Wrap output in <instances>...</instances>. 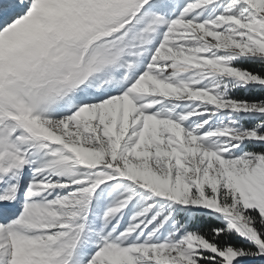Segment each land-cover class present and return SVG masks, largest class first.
I'll return each instance as SVG.
<instances>
[{
    "label": "rangeland",
    "instance_id": "rangeland-1",
    "mask_svg": "<svg viewBox=\"0 0 264 264\" xmlns=\"http://www.w3.org/2000/svg\"><path fill=\"white\" fill-rule=\"evenodd\" d=\"M26 1L32 9L0 37V161L8 169L17 163V153H24L41 178L48 180L32 185L45 193L40 199L32 188L23 191L18 216L0 214V264H251L258 259L234 249L216 251L196 234H184L188 217L202 207L224 221L230 232L258 247L264 260V244L252 217L257 212L264 223V107L209 100L216 78L205 91L198 85L204 79L196 73L190 82L199 89L179 87L184 81L174 74L162 76L165 81H161L160 73L148 71L137 79L135 75L148 57L150 34H139L144 28L135 24L126 32L107 31L104 26L106 20L113 21L112 13L118 10L127 9L126 17L137 18L142 9L139 4L145 0H39L34 5L36 0ZM191 12L187 9L181 18L186 21ZM193 12L199 21L207 14L214 15L211 8ZM253 12L256 14L249 16L236 12L242 30H208L213 47L264 57V31L257 19L264 21V12ZM87 20L96 25L93 31H100L99 38L121 33V41L110 44L105 39L85 54L97 38L88 32ZM153 20L146 18L147 30L158 28ZM102 22L101 31L97 26ZM177 22L169 25L162 46L172 42L168 37L174 28L172 34L177 35L176 27L183 25ZM212 23L221 27L217 21ZM166 51L159 53L157 61H167ZM232 62L228 59L224 64ZM165 66L167 74L173 71L170 65ZM81 76L86 85L79 82ZM67 83L72 87L62 93L55 91L59 84ZM131 86L132 97L127 100L121 91ZM100 87L116 88V95L122 97L99 100L105 98L93 96ZM194 96L212 103L182 101ZM156 98L182 105L169 112ZM205 110L217 115L204 116ZM193 115L199 117L195 122ZM248 122L255 123L247 129ZM114 125L121 129L115 131ZM121 142L120 163L130 156L142 174L171 172L170 195L178 200V208L184 209L181 215H175L178 208L159 203L162 198L147 182L142 183L150 192L143 194L137 185L124 180L126 174L112 157L114 145ZM167 151H172V162L164 167L162 158ZM102 155L107 159L101 168L113 170L106 181L112 186L91 175V168L96 167H88ZM13 169L7 170L8 176ZM12 180L7 191L0 185L1 199L5 192L14 191L18 179ZM160 189L165 190L163 186ZM59 194L60 201L55 204ZM91 194L97 203L93 224H79L88 199L91 205ZM6 211L0 204V212ZM110 211H115L112 216ZM72 218L78 219L71 224ZM77 249L80 255L68 259ZM95 250L101 253L87 259L85 255Z\"/></svg>",
    "mask_w": 264,
    "mask_h": 264
},
{
    "label": "trees",
    "instance_id": "trees-1",
    "mask_svg": "<svg viewBox=\"0 0 264 264\" xmlns=\"http://www.w3.org/2000/svg\"><path fill=\"white\" fill-rule=\"evenodd\" d=\"M245 2L251 3L258 13L264 12V0H245ZM203 3L206 4L204 5ZM246 3L241 0H185L184 5L178 9L179 18L177 19V25H183L176 27L177 35L174 36V34H172L175 28L169 35L168 39L171 38L172 42L167 39V43L164 44V46H162V44L161 47L154 52V60L151 64L150 71H154L156 74L160 73L161 81H165V78L162 76L166 78H170L172 74L178 76L180 81H184L177 84L179 87L191 86L192 82H190V80L193 78V74L196 73L203 77L204 81L198 85L203 86L205 91L212 88L211 83L216 78L213 89L209 91V100H217L218 102L224 99L225 101L233 103H257L264 107V84L251 85L246 81V78H248L264 82V57L244 56L241 53L232 51H221L213 47V41L208 34V30L215 28H218L219 32H223L225 29L228 32H233V30H238V28L241 29V25L239 24L240 20L237 19L240 15L236 12H242L248 16L250 14H256ZM213 5H216L215 9ZM189 8L192 9L190 13L191 16L184 21L181 17ZM201 8H211L214 15L207 14L201 19L202 21H199V18H196L198 14L193 11L198 12ZM225 8H231L234 12L228 13L229 11H226ZM257 19L260 21V29L264 31V21L259 18ZM189 20H195L196 22H189ZM213 21L220 23L218 25L221 27H217L215 23H212ZM188 23H191V25H188ZM167 33L169 34V30ZM165 40L166 38L164 41ZM165 49H167V51L164 56L167 61H157L159 53ZM172 50L175 53H173ZM167 55L169 56L167 57ZM234 57H237L239 61L234 62ZM228 59H233V62L231 64H224ZM165 65H170L173 71L167 74L168 67ZM218 84L220 85V89L217 91L216 87H218ZM192 87L199 89V86L195 84H193ZM195 97L201 100L200 97ZM156 102H162L163 107L169 112L171 111L170 108L178 110L179 106L182 105L180 102L170 101L171 103H169L168 100L158 98H156ZM186 103L188 104V102ZM253 123H246V128L249 129ZM160 150H162V148ZM261 150L262 153H264V148H261ZM164 154L166 158L162 159H165L164 161L166 164L164 161L162 162H164L163 166L167 167L169 166L167 163L170 164L169 162H172V151L164 152ZM112 157L115 158L114 164L120 165L122 170L126 173V177L133 182H147L151 189L157 194L164 197L171 196V182L168 179L171 175L170 171V173L165 171L162 175L159 173L153 174L152 172L142 174L143 172L140 170L138 164L130 156H125V161L123 163L119 162V151L116 144L112 151ZM106 159V155H102V159H98L94 163L103 164V162H106ZM161 186L165 188L164 191L160 189ZM136 188L141 193L148 194L140 188ZM160 201L158 202L173 206V208H178V206L168 200ZM181 211L182 210L178 208L175 215H179ZM254 213L256 215L252 216L255 218L254 226L264 244V223L261 221L259 214L257 212ZM189 225L190 232L202 238L204 242L216 249V251L223 252L225 249H234L244 253L246 256L259 259H255L251 264H264V260L260 259V249L253 244L245 242L235 233L230 232L226 223L217 219V216L206 214L197 215L194 213L193 216L190 217Z\"/></svg>",
    "mask_w": 264,
    "mask_h": 264
},
{
    "label": "bare ground",
    "instance_id": "bare-ground-1",
    "mask_svg": "<svg viewBox=\"0 0 264 264\" xmlns=\"http://www.w3.org/2000/svg\"><path fill=\"white\" fill-rule=\"evenodd\" d=\"M82 81H83V79L80 80V82H82ZM99 244H101V243L99 242Z\"/></svg>",
    "mask_w": 264,
    "mask_h": 264
}]
</instances>
